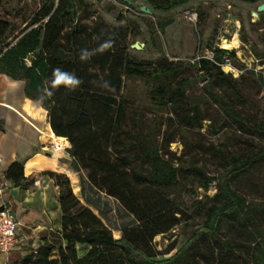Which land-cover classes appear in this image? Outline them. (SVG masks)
I'll return each instance as SVG.
<instances>
[{
  "label": "trees",
  "instance_id": "obj_1",
  "mask_svg": "<svg viewBox=\"0 0 264 264\" xmlns=\"http://www.w3.org/2000/svg\"><path fill=\"white\" fill-rule=\"evenodd\" d=\"M146 1L152 9L166 12L191 0ZM82 4L84 0H0V76L24 83L27 100L39 105L45 117L47 114L53 141L62 146L69 142L76 169L86 171L90 186L116 199L134 216L137 225L122 230L121 237L115 238L112 229L74 194L67 175L46 171L26 177L24 165L15 162L7 168L5 178L16 187L33 193L39 189L40 176L54 179L65 242L64 247H57L56 255L55 246L48 244L26 255L20 264H238V244L222 238L221 229L225 223H235L247 232L251 243L257 239L249 231L252 227L259 238L264 236V205L249 204L231 186L258 164L264 165V146L228 162L217 177L209 176L196 165L185 167L181 156L170 151L174 136L166 130L157 140L154 127L137 113L142 105L135 107L120 94L123 75L144 80L148 90L157 79L165 82L177 78L185 65L165 62L152 65L151 70L126 65L124 47L118 48L110 35L80 23ZM109 40L112 47L99 51ZM209 47L213 49V59L202 57L187 63L189 68L203 76L211 77L217 72L218 77L231 79L220 65L227 54L233 56L234 52L211 44ZM82 51L92 54L82 60ZM56 70L74 76L80 83L55 85ZM179 84L182 87L177 92L181 96L186 83L181 80ZM211 88L208 83L209 96L226 115L245 121ZM165 93L164 84H157L148 95L163 107L167 105ZM190 112L186 126L202 129L205 118L200 106L195 105ZM213 127L214 135L220 128ZM254 127L264 135L262 123L256 121ZM196 145L204 149L200 142ZM208 151L222 160V153L214 146ZM188 177L201 180L206 186L215 182L216 193L202 207V223L185 244L171 257L157 260L162 253L154 250V239L185 221V213L177 209L170 195ZM83 197L88 205L98 209L89 197ZM263 257L262 253L260 260Z\"/></svg>",
  "mask_w": 264,
  "mask_h": 264
},
{
  "label": "rangeland",
  "instance_id": "obj_2",
  "mask_svg": "<svg viewBox=\"0 0 264 264\" xmlns=\"http://www.w3.org/2000/svg\"><path fill=\"white\" fill-rule=\"evenodd\" d=\"M127 1L133 2L84 0V4L79 8L78 18L82 25L91 30L110 35L118 43V48L124 47L125 64L130 67L139 65L151 70L152 65L165 62L185 65V70L177 78H169L165 82L157 79L151 83L148 90L145 89L144 80L123 75L124 87L120 94L135 107L142 105L137 109V113L154 127L157 140L160 141L161 135L167 130L174 136L170 151L175 152L176 156H181L185 167L196 165L204 169L209 176L216 177L221 174V168L223 173V168L228 162L240 160L243 155L264 146V135L258 133L254 127L257 121L262 123L264 128V12L258 11L264 0H191L184 6L166 12L152 9L146 0H137L132 5ZM142 6H146L152 13L142 12ZM167 20L172 22L166 25L162 32L158 22ZM235 38L239 40V48L228 50L234 52V55L227 54L226 57H229L232 66L237 69L238 77L230 74L231 79L221 78L217 72L211 77L203 76L187 65L197 61L199 57H211L213 49L209 44L222 49L221 43L224 40L233 41ZM135 46H139V49ZM221 71L225 74L222 69ZM242 75L243 78L240 79ZM181 80L186 84L183 87L184 93L180 96L177 90L182 87L179 84ZM208 83L212 86V93L225 99L245 121L225 114L218 103L209 96ZM157 84H164L166 106L157 104L148 95ZM23 87L22 81L0 76V102L12 104L13 106L2 105L22 117L24 114L18 108L23 110L26 106L30 109L31 118H42L43 110L35 102L27 100ZM195 105L200 106L205 118L202 129H191L185 124L187 115L191 114V108ZM46 120L48 121L47 114ZM16 122L17 116L0 106V147L6 158L18 147L16 137L31 133L28 126L19 127ZM213 126L220 128L214 135ZM40 132L53 141L51 132ZM197 142H200L204 149L197 147ZM211 143L222 153V160L208 151L213 147ZM53 144L59 146L54 141ZM37 150L43 155L52 156L48 149L38 147ZM61 161L66 164L62 171L72 177L75 163L70 151L64 152ZM77 177H81L77 186L81 185L83 192L78 190L74 194L112 229L115 238L121 237L122 230L132 229L137 225L134 216L116 199L90 186L86 171L80 170ZM51 180L54 183V179ZM231 186L249 204L264 205V165L258 164ZM215 193V182L206 186L201 180L193 177L179 182L170 198L177 209L185 213V221L171 232L154 239V250L162 253L157 256V260L171 257L185 244L202 223V207L210 203L209 199ZM83 194L89 197L98 209L88 205ZM249 231L256 236L255 243H251L247 232L242 231L235 223L223 224L221 236L227 241L237 242L235 252L237 260L239 259L238 264H264V257L260 260V255H264V236L259 238V233L254 227ZM57 247H54V255ZM171 247L174 249L169 254H164ZM82 252L83 250L79 249V253Z\"/></svg>",
  "mask_w": 264,
  "mask_h": 264
},
{
  "label": "crops",
  "instance_id": "obj_3",
  "mask_svg": "<svg viewBox=\"0 0 264 264\" xmlns=\"http://www.w3.org/2000/svg\"><path fill=\"white\" fill-rule=\"evenodd\" d=\"M2 104L13 106L12 104L0 102V106L7 108V110L9 109L10 112L17 116L16 123L19 127L28 126L31 131L27 136L20 134L16 137L18 147L7 158L0 147V177L4 178L6 185L3 193L0 194V206L9 207L18 221L17 246L7 256L0 254V264H20L26 255L36 252L41 246L48 244L58 247L65 246L61 235L62 212L58 201L57 188L54 187V183L50 178L44 175L40 176L38 181L39 189L31 193L16 187L11 181L7 180L5 172L11 164L18 162L24 165L26 177L32 173H43L46 171L66 175L62 171L66 164L61 159L66 150L70 151L71 145H69V142L66 146L54 145L50 138L42 135L40 130L46 133L52 131L46 121L45 113L42 118L33 119L29 116L31 112L28 107L24 106L23 110L17 107L24 114L22 117ZM1 138L0 135V142ZM60 138L67 140L63 137ZM38 147L48 149L52 156L49 157L38 152ZM79 171L75 167L76 173L74 172L72 177L70 175L68 177L74 193L78 190L82 191V186H77L78 179H81V177H77ZM57 241L58 243H56Z\"/></svg>",
  "mask_w": 264,
  "mask_h": 264
},
{
  "label": "built area",
  "instance_id": "obj_4",
  "mask_svg": "<svg viewBox=\"0 0 264 264\" xmlns=\"http://www.w3.org/2000/svg\"><path fill=\"white\" fill-rule=\"evenodd\" d=\"M206 57V56H204ZM202 57H199L200 59ZM208 59H213V52L211 57H206ZM197 59V60H198ZM225 74H232L238 77L237 69L232 66L229 57L225 58V62L220 65ZM4 178L0 177V194L3 193L5 189ZM18 243V221L16 220L14 212L7 206H0V254L7 256L12 252ZM5 264V263H4Z\"/></svg>",
  "mask_w": 264,
  "mask_h": 264
},
{
  "label": "clouds",
  "instance_id": "obj_5",
  "mask_svg": "<svg viewBox=\"0 0 264 264\" xmlns=\"http://www.w3.org/2000/svg\"><path fill=\"white\" fill-rule=\"evenodd\" d=\"M112 47V42L106 41L104 44H102L100 46V49H98L99 51H103L105 49L111 48ZM92 53H89L87 51H82L81 54V59H86L88 58ZM53 83L55 85H78L80 83V81L78 79H76L74 76L67 74V73H62L60 70H56L55 72V80L53 81Z\"/></svg>",
  "mask_w": 264,
  "mask_h": 264
},
{
  "label": "water",
  "instance_id": "obj_6",
  "mask_svg": "<svg viewBox=\"0 0 264 264\" xmlns=\"http://www.w3.org/2000/svg\"><path fill=\"white\" fill-rule=\"evenodd\" d=\"M127 3H128L129 5H132V4H133L132 2H128V1H127ZM141 11L144 12V13H147V14H151V13H152V11H151L150 9H148L146 6H142V7H141ZM258 11H259V12H264V4H262V5H260V6L258 7ZM118 18H119V17H118ZM171 22H172V20L159 21L158 24H159V26H160V28H161V31L163 32L164 29H165V26L168 25V24L171 23ZM135 47H136L137 49H139V46H135Z\"/></svg>",
  "mask_w": 264,
  "mask_h": 264
},
{
  "label": "bare ground",
  "instance_id": "obj_7",
  "mask_svg": "<svg viewBox=\"0 0 264 264\" xmlns=\"http://www.w3.org/2000/svg\"><path fill=\"white\" fill-rule=\"evenodd\" d=\"M221 48L225 50H233L239 48V40L236 38L233 41L224 40L221 43Z\"/></svg>",
  "mask_w": 264,
  "mask_h": 264
}]
</instances>
